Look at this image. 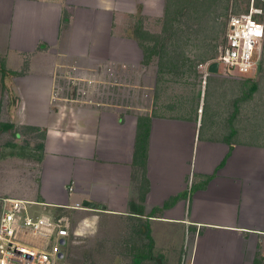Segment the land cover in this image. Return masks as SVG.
Wrapping results in <instances>:
<instances>
[{"label":"crops","instance_id":"crops-1","mask_svg":"<svg viewBox=\"0 0 264 264\" xmlns=\"http://www.w3.org/2000/svg\"><path fill=\"white\" fill-rule=\"evenodd\" d=\"M164 2L0 0V124L46 131L38 168L28 158L9 156L8 170L27 171L25 178L36 189L21 195L0 191L37 197L44 211L91 200L112 213L142 218L154 239L149 250L163 264H264L260 66L245 75L257 89L235 103L230 119L236 123L222 136L211 134V127L204 131L197 116L122 114L94 101L77 110L55 104L68 99L58 92L56 97L64 74L104 83L99 69L105 63L147 65L135 23ZM144 116L149 118L145 149L138 141ZM8 132L20 143L34 139L16 128L0 129V137ZM6 162L1 166L8 167Z\"/></svg>","mask_w":264,"mask_h":264},{"label":"rangeland","instance_id":"rangeland-1","mask_svg":"<svg viewBox=\"0 0 264 264\" xmlns=\"http://www.w3.org/2000/svg\"><path fill=\"white\" fill-rule=\"evenodd\" d=\"M252 1L165 0L161 10L140 14L135 23V34H142L145 45L152 47L156 40L162 42L170 34L171 26L175 25L171 32L177 33V40L178 37H183L178 40L180 43L183 40L185 44L187 42L186 55L197 64L198 74L195 70H189L186 74L166 68L161 70L165 59L158 53L152 56L149 64L138 68L123 67L115 63L110 65L108 62L99 69L100 73L104 71L106 75L104 83H99L95 78L89 82V79L83 80L82 76L74 73L73 77H80L75 79V83L74 80L60 78V84L57 85L63 91L59 94H65L68 99L57 100L55 104L63 105L62 107L73 104L77 110L94 101L93 103L104 102L105 105L121 109L122 114L132 111L142 115L152 112L155 115L197 116L203 118L204 129L211 127L209 132L214 136L229 133L232 124L236 123L230 119L235 103L248 95L253 81L247 75L234 77L235 75L223 73L214 74L209 77L204 88L203 75L198 65L218 55L219 47L225 41L230 16L249 11ZM254 3L263 9L259 18L264 22V0H254ZM263 61L264 42L262 56L256 67L260 66V72L264 70V65L261 66ZM69 70L80 72L79 74L84 72L72 68ZM56 108L59 109V106ZM40 133L30 131L29 134L34 137ZM19 141L12 132L0 137V188L21 195L20 192L31 191V187L36 189V184L25 178L27 171L8 170L12 166L9 156L15 155L9 154L14 149L7 143L22 145L25 138L22 143ZM39 143H42L39 137L31 140L27 157H22L28 158V162L37 168L39 166L36 160L42 161L40 156L43 155V151L38 149ZM5 157L8 167L1 166ZM0 193L2 194L1 191ZM24 199L40 202L37 197ZM69 205H57L50 211H44L43 205L34 207L37 212L58 214L64 210L71 213L74 233L67 248L68 264H158L155 258L160 255L152 251L150 253L149 240L144 235L146 223L142 218L115 214L98 206L73 209Z\"/></svg>","mask_w":264,"mask_h":264},{"label":"built area","instance_id":"built-area-1","mask_svg":"<svg viewBox=\"0 0 264 264\" xmlns=\"http://www.w3.org/2000/svg\"><path fill=\"white\" fill-rule=\"evenodd\" d=\"M262 13L263 9L253 0L249 11L230 16L218 55L198 65L204 88L212 74L209 66L214 61L219 63V72L225 75H247L256 69L264 42V22L259 18ZM68 75L63 77L80 78ZM57 87L56 97L57 92L63 91L59 85ZM73 190L70 187V191ZM36 205L45 207L42 202L0 193V264H68L67 248L74 233L71 213L64 210L58 214L37 212ZM69 207L89 208L82 201Z\"/></svg>","mask_w":264,"mask_h":264},{"label":"trees","instance_id":"trees-1","mask_svg":"<svg viewBox=\"0 0 264 264\" xmlns=\"http://www.w3.org/2000/svg\"><path fill=\"white\" fill-rule=\"evenodd\" d=\"M174 27L175 25L171 26L170 34H168V36L165 39H163L162 42L159 40H156L155 41L156 43L152 47L146 46L145 41L142 37V34H138L136 32V34L139 35L138 37L139 43L144 52L143 63L149 64L152 56L158 53L161 56V58L165 59L164 63L162 62L161 64V67H162L161 70H165L166 68V70L178 71V73L180 72L181 74H186L189 72V70H195L194 72L198 74V71L196 69L197 64L194 63L192 59L186 55L187 42L185 44L183 40L180 43L178 40L182 39L183 37L180 36L178 37V40H177V35H176L177 33L175 34L171 32V30H173ZM256 89H257V86L255 84L251 85L250 93H253L254 91H256ZM148 120L149 118L146 116L140 117L139 119L140 128L142 129V131L139 133L138 141L140 143L141 148H144V149H145V142H146V139L148 137V132H149V123L147 124ZM203 126L204 125H203V118H202L201 127ZM14 128H16L17 132L22 133L23 135H27V134L29 135L30 131L41 132L39 136H34L33 138H38V137L41 138L42 143H39L37 145H38V149H40L41 151L44 150L45 139H46L45 130H42L40 127H35V126L16 127L12 123L0 124V129H3V130H10ZM7 145L13 147L14 149L11 152H9L10 155L27 157L28 151L30 150L29 147H31V139L29 138L26 139L25 143L22 145H18L16 143H7ZM41 158H42V154L40 156V159ZM144 235L149 240V243H148L149 249L152 250L154 246V239L150 235L147 225L145 226V229H144Z\"/></svg>","mask_w":264,"mask_h":264},{"label":"water","instance_id":"water-1","mask_svg":"<svg viewBox=\"0 0 264 264\" xmlns=\"http://www.w3.org/2000/svg\"><path fill=\"white\" fill-rule=\"evenodd\" d=\"M209 71L212 74H218L219 72V63L217 61H214L213 63L210 64L209 66ZM84 206L89 207V208H95L96 203L91 201V200H85L84 201ZM157 263L158 264H163V261L161 258H157Z\"/></svg>","mask_w":264,"mask_h":264}]
</instances>
